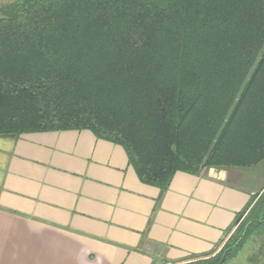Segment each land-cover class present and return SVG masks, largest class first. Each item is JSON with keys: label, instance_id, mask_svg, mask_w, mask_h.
I'll list each match as a JSON object with an SVG mask.
<instances>
[{"label": "trees", "instance_id": "obj_1", "mask_svg": "<svg viewBox=\"0 0 264 264\" xmlns=\"http://www.w3.org/2000/svg\"><path fill=\"white\" fill-rule=\"evenodd\" d=\"M65 130L121 146L138 179L161 192L179 171L257 167L264 161V0L0 6V137ZM263 226L264 187L206 264H222Z\"/></svg>", "mask_w": 264, "mask_h": 264}, {"label": "crops", "instance_id": "obj_2", "mask_svg": "<svg viewBox=\"0 0 264 264\" xmlns=\"http://www.w3.org/2000/svg\"><path fill=\"white\" fill-rule=\"evenodd\" d=\"M16 0H0V6ZM236 169L142 183L88 130L0 137V264H176L217 250L260 190Z\"/></svg>", "mask_w": 264, "mask_h": 264}, {"label": "rangeland", "instance_id": "obj_3", "mask_svg": "<svg viewBox=\"0 0 264 264\" xmlns=\"http://www.w3.org/2000/svg\"><path fill=\"white\" fill-rule=\"evenodd\" d=\"M236 170V172H239L238 178L230 180L231 184L255 190H261L264 187V161L253 169ZM234 231L228 235L226 240L209 257L200 259L189 258L184 261V264H206L207 262H213V260L218 258L221 250L228 244ZM222 264H264V226L262 230L260 229L249 234L239 248L230 252Z\"/></svg>", "mask_w": 264, "mask_h": 264}]
</instances>
